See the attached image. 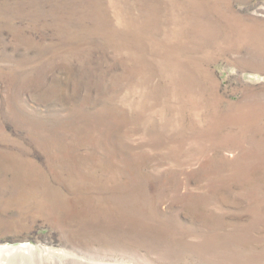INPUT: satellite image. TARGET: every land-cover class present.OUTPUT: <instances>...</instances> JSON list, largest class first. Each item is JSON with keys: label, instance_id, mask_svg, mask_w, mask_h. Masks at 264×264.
<instances>
[{"label": "rangeland", "instance_id": "374dc122", "mask_svg": "<svg viewBox=\"0 0 264 264\" xmlns=\"http://www.w3.org/2000/svg\"><path fill=\"white\" fill-rule=\"evenodd\" d=\"M12 246V264H264V0H0Z\"/></svg>", "mask_w": 264, "mask_h": 264}, {"label": "bare ground", "instance_id": "6f19581e", "mask_svg": "<svg viewBox=\"0 0 264 264\" xmlns=\"http://www.w3.org/2000/svg\"><path fill=\"white\" fill-rule=\"evenodd\" d=\"M18 249V250H17ZM27 249V247H22L21 249H20V247H8V248H1L0 247V258H2V259H0V263L2 262V263H4V264H12V259L10 258V257H8V255H7V253L8 252H11V251H19V250H26ZM33 249V248H32ZM21 252H23V251H21ZM32 252H34V251H32ZM31 252V253H32ZM20 253V252H19ZM24 253V252H23ZM21 255V254H20ZM14 259V258H13ZM22 259V258H21ZM17 260V259H16Z\"/></svg>", "mask_w": 264, "mask_h": 264}]
</instances>
